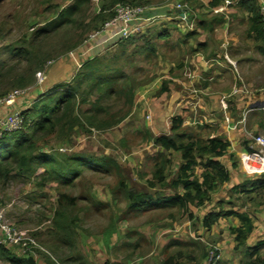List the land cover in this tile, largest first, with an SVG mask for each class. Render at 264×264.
Masks as SVG:
<instances>
[{
    "label": "rangeland",
    "instance_id": "374dc122",
    "mask_svg": "<svg viewBox=\"0 0 264 264\" xmlns=\"http://www.w3.org/2000/svg\"><path fill=\"white\" fill-rule=\"evenodd\" d=\"M112 1L87 0L73 24L65 25L50 33L39 34L40 30L54 21L57 15L72 5L75 0H0V94L15 89L13 87L15 79L28 80L26 86L16 87L17 90L24 92V96L19 98L13 107L21 111L26 107L29 109L37 103L41 95H46L51 88L57 85H64L77 73L83 71V63L96 58L95 62L102 63L103 67L108 70L106 75L117 76L118 88L121 90V95L116 96V100H106L102 104L110 108V114L116 115L120 109L125 107L127 95L130 94L132 105L128 116L118 125L103 132L91 129L86 133L74 129L68 138L63 137L61 140H57V137H44V141L39 144V150L49 155L112 158L121 166V179L129 188L158 197L167 194L168 191L163 187L152 188L151 186L157 150L151 146L149 130L154 122L158 121V131L164 134L162 132H165V124L168 123L170 115L161 109L159 104H156L163 92L154 93L156 83L163 75V71H166L165 67L163 69L160 67L159 56L164 57L165 54H169L167 46L157 39L156 32L165 30L162 24H158L162 23V20L148 24L153 25L152 30L144 32L148 39L134 37L127 44L107 43L95 52L96 55L89 57L90 59L83 60L79 57L80 66L77 61L73 60L79 55L84 56L82 52L84 46L105 23L100 22L97 17L111 5ZM133 3L134 6L158 9L169 6L172 10L178 4L190 6L185 0L178 2L136 0ZM115 6L107 13H112ZM200 17L201 15H197L196 21ZM243 30V25L236 22L222 34L223 40L229 38L231 34L236 40V45L231 50L227 48L228 46L225 47L227 49H223L222 44L219 47L216 42L211 45L217 52L222 50L223 60L226 59L232 65L234 64V60L231 59L232 53H236L234 58L244 59L250 50L249 48L245 50L246 44H243L241 39L240 35ZM220 41L222 42L221 39ZM144 43L154 45L155 51L151 56H146L139 50ZM72 45L73 48L69 49ZM17 51L23 52L17 54L15 53ZM75 53L77 54L72 57ZM216 55L220 57L221 52ZM253 55L254 73H264V61L258 54ZM29 58L32 61L44 59L42 68L34 72L32 79H30V73L34 66L31 67ZM210 60L206 61L207 64L215 67L219 59L214 57ZM243 63H241L242 72L237 69V73H249L247 65ZM230 70L234 73V68ZM187 73L190 71L188 70ZM38 74H43L45 77L42 83H39L37 79ZM240 83L245 89L242 94H246L247 85L243 81ZM165 85L166 83L162 81V88ZM235 86L238 87V84ZM260 88L263 90L264 85L253 87L254 94L258 95ZM127 91L129 93H126ZM95 97L97 96H92L90 101H94ZM220 100L219 104H221ZM229 100L231 98L226 100V105ZM89 108L88 104L80 105L83 112ZM4 111L0 110L1 113ZM261 135L264 136V134ZM118 180L117 176L92 174L87 171L70 188L52 183L39 186V181L35 177L30 180L13 178L1 184L0 224L15 230L21 238L32 239L41 248V250H29L27 253L22 252L17 246L7 247V249L13 255L31 257L35 264H45L49 257L59 264H162L170 256H173L179 264H201L202 262L209 264L208 257L211 248L209 242L216 245L210 237L203 241V245L195 244L196 242L192 240L188 241L185 236L183 238L181 232L179 236L182 241L185 239L186 242L171 239L172 228L180 225L189 226L187 224L189 222L186 220L184 222L178 216V212H175L174 220H168L166 214L158 213L141 214L136 217L129 215L124 219L125 202L113 200ZM59 193L75 197L78 203L76 212H78L80 222L76 229L75 244L71 248L61 247L59 241L53 238L55 233L52 231L51 219L56 209ZM87 197L92 204L88 202ZM113 222L115 225H112ZM111 229L115 231L112 235ZM172 242L187 246L184 248L170 246ZM135 244H138V247L132 246ZM178 252L181 253L179 257L175 256ZM206 252L207 256L202 258V254ZM242 252L231 253L224 263H218L240 264L244 260ZM259 257L264 259V252ZM0 264H8V262L0 258Z\"/></svg>",
    "mask_w": 264,
    "mask_h": 264
},
{
    "label": "trees",
    "instance_id": "16d2710c",
    "mask_svg": "<svg viewBox=\"0 0 264 264\" xmlns=\"http://www.w3.org/2000/svg\"><path fill=\"white\" fill-rule=\"evenodd\" d=\"M135 1L113 0L110 3L111 5L104 10L106 13L103 12L97 19L104 23L113 17V13H107L113 6L117 4L134 6L133 2ZM185 1L189 3L191 11L192 9L197 11L199 7L196 6L197 0ZM85 3H87V0H75L72 5L61 11L54 21L48 23L38 33H50L65 25L73 24L76 18L79 17L80 12H82L81 7ZM217 3L218 0H213L212 6L217 5ZM238 6L248 13L249 33L253 35L257 44H261L256 46V50L264 56V16L260 11L261 6L258 5L256 0H239ZM206 19L202 20V17H200L196 21L195 17L193 29L196 28L198 32H212L217 20ZM131 38L134 37L128 38L129 40L126 39L127 41L120 40L118 44H127ZM71 48H73V45L69 49ZM139 50L146 56H151L155 48L151 43H144ZM21 52L23 51L15 53L20 54ZM95 60L97 59L86 61L82 64L83 68L81 67L83 71L77 73L64 85H57L51 88L46 95H41L37 103L29 109L20 110V115L23 119L21 130L5 133L0 137V185L7 183L13 178L30 180L35 177L39 181V186L52 183L70 188L87 171L92 174L117 176L119 180L116 182V193L113 195V200L115 202L119 200L125 202L124 219L128 218L129 215L136 217L141 214L152 213L154 215L158 213L166 214L168 220H174L175 212H178V216L184 222L186 220V222L194 226L192 210L207 202L209 193L228 181L230 172L218 162V158L226 153L229 144L209 135L205 140L196 137L191 129L182 127L183 119L181 116L172 118L169 135H162L154 140V144L159 145L167 154L163 152L156 156L151 183L152 188L155 186L173 190L180 188L182 191L180 195L152 197L149 193L144 194L129 188L121 179V166L112 158L61 154L49 155L39 150V144L44 141V137H57V140H61L63 137L68 138L74 129L86 133L90 132L91 129L103 132L118 125L128 116L132 105V96L130 94H128L129 96L127 95V104L124 105L126 109L125 107L120 109L116 115L114 113L110 114V108L102 104L106 100H116L115 97L121 95V90L118 88L117 76L106 75L105 73L108 70L103 67L102 63L95 62ZM29 62L31 67L34 66V69L31 68L30 73V79H32L34 72L42 68L44 59L32 61L29 58ZM93 62L96 66L93 65ZM14 81L13 87L15 89L13 90H16V87L22 88L26 86L28 82V80L25 81L23 78L15 79ZM9 92L0 94V98ZM126 93L129 92L127 91ZM92 96H97L94 101H90ZM82 104H88L90 108L83 112L80 109ZM127 106L129 107L128 109ZM247 150L249 151V149ZM171 151L181 154V164L175 178L167 183L165 172L171 165L168 154ZM198 166L203 169L199 178L195 176V168ZM250 185L264 191L263 180L237 186L234 190L237 193H242ZM87 200L92 204V201H89V197H87ZM77 204L75 197L64 193L57 195V205L51 219V225L52 231L55 233L53 238L59 241L58 243L61 247L71 248L75 244L76 229L80 222L78 212H76ZM229 214L225 216H229ZM222 215V213H209L203 219L202 227L209 230ZM239 218L244 222L243 229L231 230V232L236 234V240L241 243L250 231V226L243 216L239 215ZM112 225H115V222ZM114 232V229H111V235ZM172 245L182 248L187 246L179 245L176 242L170 243V246ZM132 246L138 247V244ZM263 247L264 242H260L247 251V253L250 252L252 255L244 264H264V259L259 257L253 259V256L258 254L259 249ZM180 254L178 252L175 256L179 257ZM214 254L216 255V253ZM206 256L207 252L202 254V258ZM0 258L8 262V264H35L31 257L13 255L5 246H0ZM174 261L176 262L174 257L170 256L162 264H179ZM45 264L59 263L49 257Z\"/></svg>",
    "mask_w": 264,
    "mask_h": 264
},
{
    "label": "crops",
    "instance_id": "0c3cea01",
    "mask_svg": "<svg viewBox=\"0 0 264 264\" xmlns=\"http://www.w3.org/2000/svg\"><path fill=\"white\" fill-rule=\"evenodd\" d=\"M173 1L178 2L180 0ZM225 1L230 4L224 8ZM256 1L259 6L264 5V0ZM212 2L213 0H197L196 6H199L197 11H191L196 19L197 15H201L202 20L206 18V20L216 19L217 22L214 24L212 32H198L196 28L190 30L188 27L189 21L174 17L158 23L162 24L165 30L156 32L157 39H160L161 44L167 46L169 54L166 55L164 52V57L159 56V60H161L159 61L160 67L162 69L165 67L166 71H163V75L156 83L157 87L154 93L163 92L156 104H159V107L170 115L168 123L165 124V132H162L164 134L159 133V122L156 120L157 123L154 122L149 130L151 134H149V139L152 142L151 146L157 150L156 154L163 153L161 147L154 144V140L159 136L169 135L172 118L181 116L183 119L182 127L191 129L196 137L205 140L209 135L229 144L226 153L218 158V162L230 172L228 181L210 192L209 200L193 210L194 226L187 223L189 224L188 227L180 225L169 231L170 234H173L170 235L173 240L182 241L179 236L181 232L183 238L185 236L188 241L192 240L196 242L195 244L200 245H203V241H206L205 239L208 237L213 239L212 241L216 245L209 242L210 252L217 253L218 259L214 263L210 262L208 257L209 264L224 263L228 259L227 257L236 251H243L244 260L239 262L244 264L252 255L247 251L258 243L264 242V191L252 185L242 193H237L234 190L235 187L249 182L264 181V153L259 154L260 161L254 171H250L244 164L245 158L250 153L257 152V148L253 144V138L259 134H264V89L261 90L260 88L258 95L254 94L255 90H252L253 87L264 85V73H254L255 66L253 62L255 59L253 54H258L263 61L264 56L256 50V46L261 44H257L253 35L249 33V15L238 6L239 0H218L215 6H212ZM216 9L222 11L215 13ZM236 22L243 25L244 30L240 36L243 44H246L245 50H248V48L250 50L244 59L234 58L236 53H232L233 58L231 57V59L234 60L232 65L226 59L223 60L222 55L224 52L222 53V50L217 52L211 45L216 42L219 47L222 44L223 49L228 48L231 50L236 45V40L233 39L232 34L229 38L223 40L222 34ZM152 29L153 25L144 26L140 33L133 37L148 39L144 32ZM111 36L112 33L109 32L102 37L89 40L82 50L84 56L79 55L73 60L77 61L80 66L79 57L86 60L90 59L89 57H92V55H96L95 52L100 48L98 44L105 41L106 38L111 39L108 44H115L120 41L117 38L112 39ZM226 46L228 47L225 48ZM220 52L219 57L216 54H220ZM214 57L219 59L215 67L207 64L208 60ZM163 58H166V60H162ZM241 63L247 65L249 73H237V69L240 72L243 70ZM230 68H234V73L231 72ZM188 70L190 73H187ZM241 80L248 87V92H245L247 95L234 96L227 102L226 110L221 109L219 104L221 97L228 95L233 87H237L235 86L237 84L240 88ZM162 81L166 83L164 88H162ZM12 111L20 110L13 107ZM9 112L7 109L3 114ZM164 153L167 154V152ZM168 154L171 165L165 172L167 183L175 178L181 164L180 153L171 151ZM202 172L201 166L195 168L197 178L201 176ZM164 189L168 193L161 197L182 194L180 188L175 190ZM209 213H222L223 215L214 226L207 230L202 227L201 223ZM227 214L229 216H225ZM239 215L243 216L250 226V231L241 243L236 240V234L231 232V230L243 229L244 222L239 218ZM192 226L194 227L193 230ZM182 242H186L185 239ZM262 252H264V247L259 249L258 254L254 255L253 259L259 257Z\"/></svg>",
    "mask_w": 264,
    "mask_h": 264
},
{
    "label": "built area",
    "instance_id": "2783aa9c",
    "mask_svg": "<svg viewBox=\"0 0 264 264\" xmlns=\"http://www.w3.org/2000/svg\"><path fill=\"white\" fill-rule=\"evenodd\" d=\"M229 2L225 1L223 7H228ZM221 9H216L215 13H220ZM261 14L264 16V6H261ZM112 19L106 21L100 31L96 33L93 39L104 36L105 34L111 32V38H117L119 40H126L133 35H137L143 29L145 25L149 23H154L155 21L165 20V19H181L187 20L189 29L193 28V23L195 21V16L191 13L188 5H175L174 10L170 9L169 6L162 7V9L154 7H142V6H131L128 4H118L113 8ZM189 19V20H188ZM264 22V17H263ZM111 40L106 38L105 41L100 42V49L103 48ZM37 79L39 83L45 79L43 74H38ZM243 87H233L230 93L226 96L221 97L220 107L226 110L227 105L226 100L244 93ZM24 96L22 90L10 91L7 95L0 98V110H9L10 112L4 114L0 112V137L5 133H13L21 130L23 126V119L20 115V111H12L13 106L19 100V98ZM253 144L257 148L256 153L248 155L245 160V166L250 170L254 171L260 161L259 154L264 153V136L258 135L253 138ZM0 246L12 247L17 246L24 253L29 250L40 249L38 245L32 239L21 238L15 230L10 229L8 226L0 224ZM210 262H216L218 257L214 253L210 252L209 256Z\"/></svg>",
    "mask_w": 264,
    "mask_h": 264
}]
</instances>
